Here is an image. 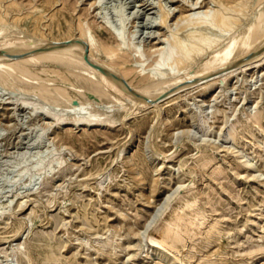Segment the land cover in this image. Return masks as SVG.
I'll return each instance as SVG.
<instances>
[{
	"label": "rangeland",
	"instance_id": "1",
	"mask_svg": "<svg viewBox=\"0 0 264 264\" xmlns=\"http://www.w3.org/2000/svg\"><path fill=\"white\" fill-rule=\"evenodd\" d=\"M213 2L0 0V42L24 50L32 40H86L103 61L118 54L112 33H121L128 57L110 62L140 86L159 52L219 10ZM231 2L220 1L222 14L247 2L251 14L257 0ZM160 9L170 13L163 24ZM251 23L236 18L231 33ZM25 54L11 58L21 78L0 79V264H264V70L195 81L192 70L207 56L195 57L169 78L195 81L177 99H153L128 116L131 102L96 90L82 68L77 75L63 62L23 66ZM22 91L28 105L16 106ZM29 103L58 117L76 106L96 122L112 117L105 127L57 128ZM177 216L193 230L173 243L166 230L176 229ZM150 239L161 244L154 252Z\"/></svg>",
	"mask_w": 264,
	"mask_h": 264
},
{
	"label": "bare ground",
	"instance_id": "2",
	"mask_svg": "<svg viewBox=\"0 0 264 264\" xmlns=\"http://www.w3.org/2000/svg\"><path fill=\"white\" fill-rule=\"evenodd\" d=\"M220 1L226 4H233L231 0H218L216 6L219 7V10H217V12H215L213 16H209L210 18H207L205 20L204 18L203 20L201 18L199 19V17L197 19L194 18L195 20H193L192 26L188 28L187 31H184V33L181 35V38L173 41L175 43H173V50H168L170 52L162 50L165 54H163V52H159V56L155 59L154 63L150 66H146L148 67V69H150V71L146 77H142V79L139 81L140 86H134L132 82L127 80L126 77L131 73V70L128 71L129 73L125 70L120 71L118 70L119 67L116 68L110 62L111 57H113L112 55L114 54L111 53L108 56H106L105 54V60L99 61L100 59H95V48H93L91 43L87 42L86 40L82 41L80 39L68 40L61 43H49L47 41L33 42L32 40V43H27L28 45H26L27 47H25L24 50H20L23 48L22 43H17L6 47L5 45H2L3 43L0 42V79L2 77L4 78L5 75L21 78L19 76L21 70L19 69L17 64L19 62L11 61L13 60L11 58L17 57L16 54L20 53V51H25L26 54L22 56L24 58L21 61L19 60L23 66H26L30 63L40 62H63L66 64V66H72V72H76L75 74H77V72L79 74L80 72L78 69L82 68V70L93 77L94 80L91 81L90 85L94 86L96 90H102L104 87H108L111 88V90H113L120 97H123L127 101H130L132 105L128 107L126 111L129 113L128 116H131L133 114V111H135L137 105L152 104L153 99L159 100L166 95H168V97H166V100L174 99L177 96V93L175 94V92L178 91V89L181 90V87L186 88L187 83L193 78V76H198V79L195 80L198 81L203 77L211 74L210 77L213 78L210 81H215L220 79L221 77H229L231 75H234L235 73H238L239 75L245 72L246 74L247 72L253 71L255 68L264 70V0H257L255 9L251 14L247 13V10H244L245 7L250 4V2H247L245 5H241L239 10H231V12L229 11V13L222 14V12L225 11L226 8H223L224 10H220L223 6ZM214 4H216V2ZM160 10L162 14L160 23L163 24L170 16V13L165 12L162 9ZM191 15L187 16L191 17ZM218 17L220 20L219 26L221 28L216 32V34H213L212 32L214 31V29L212 26L214 25L213 23L217 20ZM240 17L244 18L245 20H251L252 23L246 30L241 29L244 31L238 32L240 30L238 29V31L231 33L232 28L229 23L236 18H238L239 20ZM227 33L231 34L229 36H226ZM112 34L119 43L118 54H115L114 57L120 60L124 56H120L122 53H126L125 57H128V52L130 51L129 45L123 42V38L120 35L121 33L117 35H115L114 33ZM175 37H177V35ZM203 56H207V60L203 63H200L201 65L196 70H192V73H194H191L192 78L188 76H182V78L174 79L175 81L173 82L171 79H169L172 76L175 77L176 74L190 66L192 62H194L195 57ZM257 58L260 59L257 61L255 60ZM80 74L82 75V73ZM87 78L88 77H86V79ZM88 80L90 79L88 78ZM147 81L151 82L150 84L148 83V86H141L142 82L144 83ZM191 81L189 82L190 84L195 83V81ZM189 83L188 85H190ZM44 87L42 86L43 89ZM38 88L40 89L41 87L38 86ZM27 96H29L28 93L22 91L20 97L15 100L14 104H16V106H27L28 101L25 100ZM29 104L32 107L30 109V112L39 114L45 119L52 121L54 120L55 127L57 128L65 126L105 127L110 125L112 117L107 113L104 116V120L102 119L101 122H96L94 120L86 118L83 113H80L81 109L77 106L75 108H70V110L67 111L64 116L58 117L52 110L46 109L38 103ZM126 119L127 116H121L118 121L119 125L125 122ZM255 120L258 121L257 119ZM112 126L113 125H111V127ZM51 161L52 159L49 158L48 162L43 168V172L46 171V169L50 166ZM43 175L44 174L41 173V176ZM168 202V200L167 202H165L166 206ZM180 215L182 214L180 213ZM181 221L182 218L179 216H177L176 219L172 220L171 224L172 226L176 227L177 231H174L176 229L171 230L170 227H168L170 229L167 228L168 230H166V238L171 239L173 243L179 242L181 233L186 234L193 230L192 225H190V227L188 225L189 228L181 226ZM187 223L189 224V221ZM168 242L169 241H167L166 243ZM150 244L151 252H154V250L158 249L161 245L155 239H150ZM157 257V260L163 261L165 255H158Z\"/></svg>",
	"mask_w": 264,
	"mask_h": 264
}]
</instances>
